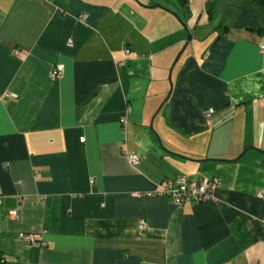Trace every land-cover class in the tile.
I'll use <instances>...</instances> for the list:
<instances>
[{
    "label": "crops",
    "instance_id": "0c3cea01",
    "mask_svg": "<svg viewBox=\"0 0 264 264\" xmlns=\"http://www.w3.org/2000/svg\"><path fill=\"white\" fill-rule=\"evenodd\" d=\"M261 46L251 0H0V264H264Z\"/></svg>",
    "mask_w": 264,
    "mask_h": 264
},
{
    "label": "built area",
    "instance_id": "2783aa9c",
    "mask_svg": "<svg viewBox=\"0 0 264 264\" xmlns=\"http://www.w3.org/2000/svg\"><path fill=\"white\" fill-rule=\"evenodd\" d=\"M80 17L81 19H85L86 16L85 14H82ZM259 50L262 54H264V46H261ZM62 74L63 66L56 65L51 68L49 72V77L54 80L60 78ZM5 97H9V94H6ZM213 113L214 111L212 109H208L203 112V115L209 118ZM120 123L123 127H125V118H120ZM80 141L83 142L84 140L81 139ZM128 159L133 166L137 165L139 162V158L135 154L130 155ZM217 185V178L205 180L197 185H191L184 176L178 175L173 180H164L160 182L156 186V189L152 192V195L168 197L176 206H182L189 202L205 203L214 199L213 193ZM262 196H264V194H262ZM9 217L13 220H16L18 219V213L16 211H12L9 213ZM139 228H146L145 223L143 221L140 222ZM19 239L32 244L35 243L37 237L29 234H20Z\"/></svg>",
    "mask_w": 264,
    "mask_h": 264
},
{
    "label": "trees",
    "instance_id": "16d2710c",
    "mask_svg": "<svg viewBox=\"0 0 264 264\" xmlns=\"http://www.w3.org/2000/svg\"><path fill=\"white\" fill-rule=\"evenodd\" d=\"M252 3H255L257 7L264 13V0H251Z\"/></svg>",
    "mask_w": 264,
    "mask_h": 264
}]
</instances>
